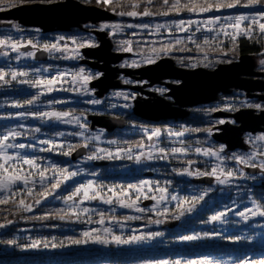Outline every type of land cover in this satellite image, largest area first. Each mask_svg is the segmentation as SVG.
<instances>
[{
    "label": "rangeland",
    "instance_id": "rangeland-1",
    "mask_svg": "<svg viewBox=\"0 0 264 264\" xmlns=\"http://www.w3.org/2000/svg\"><path fill=\"white\" fill-rule=\"evenodd\" d=\"M65 0H59L51 3L61 2ZM76 1V0H75ZM12 2V1H10ZM14 3V2H13ZM51 3H41V4H51ZM35 4V3H31ZM20 5H29V4H20ZM16 5V6H20ZM15 6V7H16ZM0 7H4L5 10L11 9L6 8L5 5L0 4ZM14 8V7H12ZM259 7L256 8H234V9H226L220 12H207V13H189L186 15H181L177 18L169 17V16H157L152 15L148 17L137 16V17H130V16H119L115 12L112 13V19L110 20H101L98 22H91L87 21L81 24V32H77L80 26H76L71 28L76 29L74 31L62 32L57 29L58 34H50V33H42V29L26 27L24 24L20 23L16 20H5L0 19V31H4V34L1 39H6L9 36L15 41L20 40L25 45L27 44L28 40H32L33 43L38 44V48H20V52H12L8 48H0V69H3L6 72H10L11 70L16 71H27L29 72V77L27 79H35L45 78L51 79L54 76L65 73L66 75L63 78V82L56 85V90L52 92L44 91L43 95H40L38 101L35 102L33 105H27L25 103L26 96L31 95V99H33L41 90L31 87L29 84H21L18 81L21 79H26L25 77H18L17 81H11L9 84H4L0 82V122L3 123L2 127H5L4 131L0 130V136L3 134L15 130L22 133L21 136L16 137L14 139L10 138L8 143L13 144H25L31 145L32 147H26L25 149H17L12 148L8 150L10 155H14L19 153L20 156L26 158H35V155L38 153H48V154H61L62 151H67L72 145V136L77 137L83 141V144L80 147H84L83 145L87 142L88 146L86 148V152L83 156L79 157L78 160L74 161V170L78 172V175L72 179L64 181V183L72 182L80 177L85 178L83 180V184H86L88 181H92L94 184L93 191L100 193L101 198L96 200H83V196L76 198L75 207L77 210L82 208H88L90 211L87 214L80 213L81 217H85L88 219V225L82 230V233L85 231H92L93 235L99 234L102 238H106L111 240V236H121L122 238H128L131 235L135 234L137 236L147 235L152 232H160L163 235L150 238L146 240H141L140 242H133L131 244H120L117 245L114 242H110L108 244H98L92 243L91 240L87 244L81 245H66L65 247H56L52 248L49 246L48 248L40 247V248H30L28 245L31 244L33 240H44L40 238H35L34 234H24V237L21 234H18L16 237L19 238L20 236L24 239H21L20 242L16 240L15 244H8L6 246L7 249L14 247H19L23 251H31V252H40L46 255L52 254L55 252H72L74 255H88L94 254L97 252H110V251H119V250H126V251H141V250H153V249H170L174 247H197V246H204L207 244H212L214 242L219 241L220 237L226 236L231 232H238L235 238L238 241H242L247 244H264V217L256 215V216H249V219L244 220L242 217L239 216L241 211H246L248 208H255L258 204L254 197L250 196V189H247L245 186L248 184L256 185L263 181L264 171H261L259 167H247L243 164L237 163L233 156H248L253 151L257 149L264 148V142H257L256 148L253 147V144L250 142L249 137H258L260 135H264V133H243L244 142L247 143V147L245 150L250 151L249 153H244L242 151H229V147L225 144H222L215 141L213 139V135L218 132V129H215L214 126H221L222 124L219 123L220 120L227 121L229 123L235 124L234 120L215 117L214 114L219 110H230L231 112L235 111L238 108H247L249 105H254L253 100H251L254 96L248 95V93L255 92H264V91H245L232 88L225 94V98H222L220 101L216 102H208L204 104L195 105L193 107L187 108V111H194V108H197V111L203 112L204 109L206 112L205 115L210 116L209 120L204 121L205 124H210L209 128L212 129V133L209 134L207 131H204V134L209 138V140H204L205 142L202 144H198V146H190L185 145L184 139L188 135L189 131L185 132L183 136H176V135H169V132L172 133L183 131L184 129L178 128L175 123L173 126L169 125V123L165 126H158V123H153L157 121L149 120L150 125H143L134 118L139 119L134 112L135 103L137 101H144V100H152L156 95L165 98L171 102L175 100L170 98L165 94L168 89L164 87L160 82L152 83L149 79H142L136 80L135 78L137 74H123L118 73L116 76V81L120 82L122 85L126 84L128 86H122L121 88H110L107 92L103 95L98 96L97 91L99 90L98 87H95L92 83L94 80L104 76L102 70L98 69L92 63V65L88 64V61L91 62H98L97 60L89 59L83 53V49L80 48L77 51H73L77 49V45L79 43H92L96 45L95 47L99 46V39L96 36L95 31H104L107 34V37L111 40V38L115 35L123 36L125 39L121 40V44L130 46L133 48V41L131 39L126 38L127 33L130 30H135L137 32H146L148 34H156L162 35L165 39H169L170 36H175L177 39H186V40H193L196 37H201L203 39L209 40H216V39H223L227 40L230 39V36H225L221 33L219 36L216 35L215 32H208L206 27L204 26L203 22L213 17H223L226 15H240V14H249L255 15L257 12L262 11ZM3 11V10H2ZM184 20H192V21H199L200 27L197 30V25L194 23L190 27H187V30H181L176 27V23ZM264 22V21H262ZM223 19H221L219 25H214L217 29L224 25ZM248 22L246 21L245 24ZM108 24V25H120L121 27L115 29V34H113V29L108 28L105 30H100V26ZM143 25L147 24V28H140V27H132L129 28L127 25ZM164 25L159 30L156 29V25ZM14 25L19 26V30H17ZM52 31V30H48ZM45 31V32H48ZM227 31L231 34L232 29H227ZM29 33V36L27 35ZM32 35V36H30ZM6 36V37H5ZM60 37H64V40H60ZM241 37V36H239ZM133 39V38H132ZM76 40L77 44H73L72 41ZM112 42V41H111ZM51 44V43H59L62 48H65L64 52H57L53 51L51 53L44 51L42 46L43 44ZM31 46V45H27ZM43 50L44 54L48 58L46 61H37L33 57L27 56L28 52H34L36 50ZM7 51L9 54L4 56L2 53ZM112 51L119 52V53H126L127 55L121 59V61L116 65L122 69H130L135 70L142 67H145L150 64L154 63H147V59H155V63L160 60L161 58H169V52L156 50V51H147V52H135V51H119L114 50V46L112 44ZM20 53H24V55H20ZM64 56L69 58L65 59ZM225 56V54H224ZM223 56H219L216 54L208 55L204 54L198 58L197 56L189 57L186 59V62L182 63H175L176 66L184 68V69H195L199 67H203L208 70L215 69L220 64H229L237 60L226 61L222 62ZM248 59L251 61V67L255 72H260L262 75L259 76H247L248 84L254 87H260L262 85L260 81L264 80V65H261L260 61L264 59V56H249ZM135 61L138 66L132 67V62ZM98 65V64H97ZM39 69V72L35 71ZM80 69H83L85 74L91 75L94 78L90 80L87 84L84 85L83 89H81L80 84L73 80L72 73L79 72ZM6 79L10 80V77H6ZM169 84H179L181 81L178 80H171L166 79ZM125 81H129L125 83ZM162 82V80H160ZM166 82V81H165ZM132 85V86H131ZM151 85V86H150ZM87 91L89 94L85 95L84 91ZM145 92V93H144ZM150 92H154L150 94ZM253 94V95H254ZM128 97V99H125ZM221 98V97H220ZM249 98V99H248ZM92 99H99L102 101L99 105H92L90 103H85V101H89ZM54 101H62L61 103H54ZM24 104V107H15V104ZM84 105L85 108L84 112L82 111H73L71 110H61V108L65 105ZM218 104V105H217ZM127 105V107H125ZM199 106V107H198ZM224 107V108H223ZM253 108V107H251ZM200 109H203L201 111ZM226 109V110H225ZM251 110V109H250ZM43 111H59V112H70L76 116H80L82 118L81 122L86 125V128H80L76 123H60L55 120H48L47 118L39 119L32 115H24L21 116V113H33V112H43ZM197 111H195L196 114ZM237 112V111H236ZM255 114H259L260 112L255 111ZM190 113L186 117L183 118H175L174 120H185L184 118H188ZM254 114V112H253ZM90 115H107L110 117H114L117 119H121L125 122L126 132L132 133H142L145 134L147 139L149 136H152V139H148L147 143L141 145H134V146H127L126 144L122 145L123 140L119 137H110L109 134L112 132H108L105 128L101 127H91V121L89 120ZM146 120V119H145ZM148 121V120H147ZM173 121V120H170ZM213 123V124H212ZM37 124V126H35ZM225 124V123H224ZM185 125V129H187V124ZM213 125V128H212ZM39 126H45L46 128L49 127V130L59 129L58 133L50 134L45 130H42ZM128 126V127H127ZM7 127V128H6ZM39 128L40 131L36 132L34 129ZM124 128H120L124 129ZM32 129V130H31ZM156 129L161 130V135L156 137L153 135ZM189 129V128H188ZM208 129V128H207ZM118 130V129H115ZM114 130V131H115ZM83 132L84 135L80 136L77 133ZM250 132V131H248ZM63 133V135H60ZM99 136V140L93 139V137ZM41 140H49L54 141L57 145H63V149H54L53 151H40L41 148H48L51 145L41 144ZM211 140V141H210ZM109 141H116L117 143L112 144ZM178 144L179 148L185 149L184 153H175L173 154L171 150ZM249 145V146H248ZM78 147V148H80ZM223 147L224 151L220 152L219 155L221 159H217L215 156H204L203 150L212 149L213 151L218 150L219 148ZM76 148V149H78ZM165 149L167 153L164 158L161 157V153L159 149ZM201 149L200 153L196 152V149ZM75 149V150H76ZM100 149H105L107 151H111L113 155L120 150V158H109L106 155V152H100ZM131 149V152L128 151ZM228 149V150H227ZM239 149V148H237ZM74 150V151H75ZM73 151V152H74ZM247 151V152H248ZM72 152V153H73ZM141 152L145 154H151L152 159L147 160L144 157L141 158V163H136L134 159H128L129 155L135 157L139 155ZM96 154L103 158L95 159V160H88L87 157L89 155ZM71 155V154H70ZM69 155V157H70ZM180 156L182 157L183 169L181 171L176 172L174 175L179 184L176 187L173 185L172 181L174 178L173 176H169L167 173H163L161 170L160 165L168 164L169 156ZM195 155L202 157L201 168H198L195 164H189V160H186L188 156ZM264 156V155H262ZM260 155L257 156L254 163L259 164L261 161H264V157ZM184 158V159H183ZM51 160L44 161L45 164L39 163L37 161V165L40 168H44L45 165H49ZM118 162H128V164L118 167L121 173H128L131 175H139L142 177L139 181V184L142 181H152L151 185H145L143 187V195L139 201H137V206L144 208L145 212L152 213L156 215L158 218L156 220H161L160 224H149L147 226H138L133 224V218L140 215V212H136L135 208H124L120 206L119 200L117 196H120V190L117 188H113L111 186H100L98 182V173L95 175L89 173V169L86 168L88 165H99L106 164V166L116 164ZM219 165L220 168H223L225 172L229 170L236 171L237 173H244V177L236 178L233 177L229 180L226 184H220L218 181L215 180L214 177L210 175H196L197 171L204 173V172H211L212 168L217 167ZM25 171L29 170L28 165H20ZM108 166L109 168H111ZM113 169L115 167H112ZM252 168V169H251ZM118 169V170H119ZM254 169V170H253ZM187 170L193 173V175L181 174L182 171ZM34 172L33 179L39 180L38 174L36 173L35 169H32ZM90 174V175H89ZM46 177L50 179H45L44 184L48 181H51L58 177V174H54V172L50 171L46 173ZM223 178V177H222ZM201 180V181H200ZM196 182V183H195ZM166 187L167 192L164 193V200H161V193L157 190V187ZM29 187L35 188L40 187L39 183L35 185H29ZM16 188L20 189V195L13 196V197H20L21 195H27L26 190L23 188L22 185H16ZM247 190H246V189ZM109 189H114L116 195L113 192H110ZM15 190V189H14ZM132 199H135L136 191L134 189L127 190ZM207 193L204 195V193ZM91 194V193H90ZM8 195L7 193H0V196ZM203 195V199L199 202L193 204L191 201L188 204H182L185 197H193V196H201ZM145 196H155L156 199H145ZM172 196H177L178 200H172ZM50 198V197H49ZM47 198V199H49ZM103 199H112V204H105L103 203ZM120 199H123L126 203H130L131 201L124 196H120ZM83 200V203L80 201ZM64 201V199H62ZM145 201H150L149 204L144 205ZM44 202V200L42 201ZM72 201H69L67 205H72ZM178 203L182 204V207L187 209L191 208V211H185V214L180 217V219L174 218V213L178 215L176 206ZM164 208L168 209V212L164 216H160L159 212L163 211ZM33 209V208H32ZM106 210L108 212H119L123 211L128 214L127 219H107L105 218V223L103 225L99 224L98 221L100 219L99 213L100 210ZM220 212H224L225 215L222 217V221H212L211 217L213 215H217ZM206 215L208 214V224L205 230L195 231L193 233L185 234V235H198L201 238L193 241H183L181 237L185 236L183 234H174L171 233L168 224L174 225V228H179L183 223H185L190 217L196 216L197 214ZM95 217H98L95 219ZM120 221V223H116V221ZM244 227L245 231L239 232L240 228ZM66 228H69L66 226ZM110 228L111 234L105 235L104 229ZM5 228H0V232ZM240 233V234H239ZM16 238V239H17ZM49 241V244L52 242H60L58 239L53 241L52 239H45ZM21 243V244H20ZM249 251V250H248ZM235 252V251H232ZM253 257V253H245L243 250L236 251L235 254L230 252L224 253H217V254H203L196 253V256H177L174 260L172 259H139V260H129V262H122V263H114V264H158L159 261H168L169 264H174V261L180 260L181 264H186L188 260H201V259H209L213 262V264H242L244 260H250ZM53 262V261H52ZM54 263H57L54 261ZM34 264V263H29Z\"/></svg>",
    "mask_w": 264,
    "mask_h": 264
},
{
    "label": "trees",
    "instance_id": "trees-1",
    "mask_svg": "<svg viewBox=\"0 0 264 264\" xmlns=\"http://www.w3.org/2000/svg\"><path fill=\"white\" fill-rule=\"evenodd\" d=\"M14 2L16 5L20 4H31V3H51L59 0H10ZM78 2H81L86 5H93L98 6L103 9H106L110 12H119L121 10H131L128 0H122L123 7H115V10H113V7L110 5H103L97 4V0H76ZM171 3L172 0H169ZM183 3L184 0H181ZM145 7H148L146 3H141L140 8L138 11H143ZM240 8V7H238ZM157 9L163 10L161 7V0H154L153 5L151 6V10L153 13L157 11ZM226 10V9H225ZM189 14L187 11H182L180 14L171 13L168 15L169 17L177 18L181 15ZM159 16V15H157ZM256 27V26H254ZM37 28V27H36ZM82 27H79L77 32H81L80 29ZM40 29V28H37ZM76 30L75 28L71 31ZM42 33H50V34H58L56 30L45 32L41 30ZM128 39H131L133 41V48L132 50L135 52H147L151 51L153 49L155 50H161L165 47H168L171 45V50L167 51L169 52L170 58L175 63H182L186 62V59L189 57H194L198 55V58L201 57L204 54L208 55H219L223 56L222 62L226 61H232L237 60L241 58L242 56H264V40L259 39V33L258 30L256 32L257 39L255 40H249L245 38L244 36L238 37L235 44L231 41V39L223 40V39H216L214 43H210L208 45L203 44V38L196 37L193 40H186V39H177L174 35L170 36L169 39H165L162 35H156V34H148L146 32H137L135 30H130L127 33ZM5 35L4 31H0V39L2 36ZM29 36V33L27 34ZM32 36V35H30ZM6 37V36H5ZM133 38V39H132ZM125 39V37H121L119 35H115L111 38L112 44L114 46V50L124 51V48L126 45L121 44V40ZM177 41H180V43H177ZM27 48H32L31 46H26ZM23 47V48H26ZM234 49V50H233ZM117 52V51H116ZM225 54V56H224ZM26 100L31 99V95L26 96ZM199 107V106H198ZM85 106L84 105H77V104H71V105H65L61 108V110H73V111H82L84 112ZM203 111V109H200ZM195 111H197V108H194V111L190 113L189 117L185 120H173L170 121L171 123H175L178 128L185 129V125L187 124V127L189 128V133L184 139L185 145L190 146H198V144L204 143L206 140H209V138L204 134V131L209 128L211 125L205 124L204 121L209 120L210 116L205 115L206 112L205 109L203 112H198L199 114H196ZM134 120L143 123V125H150L152 123L136 119ZM169 122H160L158 123V126H165ZM173 124V125H175ZM3 123L0 122V130L4 131L5 127H2ZM169 125L173 126L169 123ZM210 125V126H209ZM37 126V124L35 125ZM42 128V130H45L46 132H49L50 134H56L58 133L59 129H53L49 130V127L45 126H39ZM128 127V126H127ZM7 128V127H6ZM187 128V129H188ZM127 128L124 129H118L113 131L109 134L110 137H119L123 140L122 145L126 144L127 146H136L141 145L144 143H147L148 139L145 134L142 133H132V132H126ZM32 130V129H31ZM205 138V139H204ZM72 139V152L80 147L83 144V141L81 139H78L77 137L70 138ZM205 141H204V140ZM211 141V140H210ZM180 145L176 144L175 147H178ZM228 150V149H227ZM71 157V155H70ZM62 154H48V153H38L35 155V159L42 164H45L44 161L51 160L49 165H45L44 168L49 169L48 172L52 171V168H67L69 171L74 170V161L71 160V158ZM184 159V158H183ZM169 163L168 164H162L160 165L161 170L163 173H167L169 176L176 175V172L181 171L183 169L182 163V157L180 156H169L168 157ZM186 160H189L192 162V164L197 165L198 168H201L202 166H199L201 164L200 161H202V157L191 155L186 158ZM128 164V162H118L116 164H113L109 168L106 166V164L99 165H88L86 166L87 169H89V173H98V182L100 186H111L113 188H117L123 185L126 190L127 185L129 184H139V181L142 177L139 175H131L128 173H121L120 169L118 167H122L124 165ZM112 167H115L114 169ZM119 169V170H118ZM58 174V173H57ZM90 175V174H89ZM177 176V175H176ZM58 177L55 179H59ZM85 178H78L72 182L69 183H61L60 187L56 190H54L53 194L48 196L49 199H41L40 204L35 203V193L41 191V187L35 188L33 191V196L28 195H21L20 197H13L11 196L9 199V203L7 204H0V224L5 225L2 228H5L0 232V241H8V240H18L20 242L21 239H23L21 236L24 237V234H34L35 238L40 239H52L55 237V239H58L60 242H64L65 245H67V241L69 238L71 239H83V233L82 230L85 228L86 225H88V219L85 217H79L77 219L76 217L68 218V216L65 217V219H60L57 216V213L60 212L61 209L68 210L69 205L65 204L62 199H64L67 195L71 194L72 191L75 190L76 187H78L80 184H83V180ZM173 185L176 187L178 186L179 182L176 180L178 178H172ZM54 182V179L51 181H48L45 183V185H50V183ZM196 183V182H195ZM247 189H250V196L254 197V199L257 201L258 204L264 205V182H260L256 185L248 184L245 186ZM245 188V189H246ZM246 189V190H247ZM4 196H0V199H2ZM24 199L26 204L32 205V211H22L19 207V200ZM44 200V202H42ZM103 212L105 215V218L112 219V217H115L117 219H127L128 214L123 211L119 212H108L106 210H100V213ZM63 214V213H61ZM138 219H133V224H136L138 226H147L149 225L150 220H156L158 217L152 213L149 212H143L140 215L137 216ZM98 217H95L97 219ZM208 214L202 215L197 214L196 216L190 217L185 223H183L179 228H169L171 233L174 234H189L193 233L195 231L199 230H205L207 228L208 224ZM8 221H12V223H8ZM171 223L168 224L169 227ZM68 226L69 228H66ZM240 228V227H238ZM240 233L242 231H245V228L242 227L239 229ZM238 232H231L230 234L220 237L219 241L214 242L212 244H207L204 246H197V247H174L170 249H153V250H141V251H126V250H119V251H110V252H97L94 254H88V255H74L72 252H55L49 255L40 253V252H31V251H23L19 247H14L13 249L9 248L7 249L6 246L8 244L6 243H0V264H114V263H122V262H129V260H139V259H172L174 260L177 256H196V253L203 254H217V253H226L230 252L232 254H235L236 251L243 250L245 253H253V257H251V260H258V259H264V244L259 243H252L247 244L242 241H238L234 235H236ZM239 233V234H240ZM18 234H21L19 238L16 236ZM17 238V239H16ZM24 240V239H23ZM21 244V243H20ZM249 250V251H248ZM235 251V252H232ZM53 261V262H52ZM56 261L57 263H54Z\"/></svg>",
    "mask_w": 264,
    "mask_h": 264
},
{
    "label": "snow or ice",
    "instance_id": "snow-or-ice-1",
    "mask_svg": "<svg viewBox=\"0 0 264 264\" xmlns=\"http://www.w3.org/2000/svg\"><path fill=\"white\" fill-rule=\"evenodd\" d=\"M23 2V0H22ZM43 2V0H41ZM129 6L131 10H121L117 12L116 14L119 16H130V17H137V16H143L148 17L152 15H160V16H168L171 13L180 14L182 11H187L189 13H207V12H220L225 9H234L237 7L240 8H256L259 7L261 9H264V0H184L182 3L181 0H172L170 3L169 0H161V7L163 10L157 9L155 13L151 10V6L154 3V0H128ZM141 3H146L148 7H145L143 11H138L140 8ZM0 4L5 5L6 8H12L15 7L16 4L13 2H10V0H0ZM97 4H103V5H110L113 7V10H115V7H123L122 0H97ZM5 10L4 7H0V11ZM221 19L225 22L224 25L220 28L214 27V25H219ZM248 22L245 24V22ZM264 10L257 12L255 15H249V14H240V15H226L223 17H213L212 19L206 20L203 22L204 26L206 27V30L208 32H215L217 36H219L221 33H223L225 36H230L231 41L235 44L237 38L239 36H244L245 38L249 40H255L257 39L256 32L258 30L259 33V39L264 40ZM197 25V30H199L200 22L199 21H184L181 20L176 23V27L181 30H187V27H190L192 24ZM187 26V27H186ZM256 26V27H254ZM14 27L19 30L18 25H14ZM121 27L120 25H108L104 24L100 26V30H105L108 28L113 29V34H115V29ZM127 27H140V28H147V24L143 25H127ZM161 27H164V25H156V29L159 30ZM227 29H232V33L230 34ZM60 40H64V37H60ZM73 44H77L76 40L72 41ZM177 43H180V41H177ZM210 43H214V41L209 39H204L203 44L208 45ZM27 45H31L32 48H38V44L33 43L32 40H28L27 44L25 45L20 40H13L10 36L6 39H0V48H8L12 52H20L21 47H26ZM96 45L92 43H79L77 45V49H74L73 51H77L80 48L84 47H95ZM44 51H47L49 53L53 52L54 50L57 52H64L65 48H62L59 43H51V44H43L42 46ZM171 45L168 47H165L161 49V51H170ZM234 50V49H233ZM124 51L131 52L132 48L130 46H127L124 48ZM153 51H156L153 49ZM4 56H7L9 53L7 51L2 53ZM78 54V51H77ZM20 55H24V53H20ZM27 56L29 57H35L34 52H28ZM63 58L67 59L69 57L64 56ZM147 63H155V59H147ZM261 65H264V59L260 61ZM132 67H137L138 64L133 61L131 64ZM35 71L39 72V69H36ZM66 74L60 73L56 76H54L51 79H45V78H35V79H27L29 77V72L27 71H16L11 70L10 72H6L3 69H0V82H3L4 84H9L11 81H17L18 77H25L26 79H21L18 82L21 84H29L31 87L40 89L41 91L33 98L27 100L25 103L27 105H33L36 101L39 100L40 95L44 94V91L52 92L56 90V85L63 82V78ZM6 77H10L9 79H6ZM72 78L74 81L80 84L81 89H83L84 85L87 84L90 80L97 78L93 77L91 75L85 74L83 69H80L79 72L72 73ZM129 81H125V83H128ZM85 95H88L89 93L85 90ZM125 99H128V97H125ZM62 101H54V103H61ZM85 103H90L92 105H99L102 103L99 99H92L89 101H85ZM15 107H24V104H15ZM127 107V105H125ZM249 107H256L257 109L264 110L261 105H249ZM21 116L24 115H32L39 119L47 118L48 120H55L60 123H76L79 125L80 128H86V125L81 122L82 118L80 116H76L73 113L70 112H59V111H43V112H33V113H21ZM226 121L220 120V124H224ZM34 131L39 132L40 129L36 128ZM189 131V129H184L183 131L172 133L169 132V135H176V136H183L185 132ZM205 131H207L209 134L212 133V129L208 128ZM22 133L19 131H9L2 136H0V193H7L8 195H5L2 199H0V204H7L9 203V199L11 196H17L20 195V189L16 188V185H22L23 188L26 190V193L28 196H33V188L29 187V185H35L36 183L40 184L41 191L35 193V203L38 205L41 203V199H46L48 196L52 195L54 190L58 189L64 181H67L69 179H72L78 175V172L76 171H69L67 168H55L53 167L52 170L54 174H59V179H54V182L50 183V185H45L44 181L45 179H50L46 177V173L49 171V169L46 168H40L37 165V160L35 158H26L23 156H20L19 153H16L14 155H10L8 153L9 149L17 148V149H25L26 147H32L31 145H25L23 143L21 144H13L8 143L9 139L16 138L21 136ZM60 135H63V133H60ZM77 135L83 136L84 133L80 132L77 133ZM156 137H159L161 135V130L156 129L153 133ZM99 136L93 137L95 140H99ZM148 139H152V136H149ZM250 142L253 144V147L256 148L257 142H264V135H260L258 137H249ZM41 144H47L51 145L48 148H41L40 151H53L54 149H63V145H57L54 141L49 140H41ZM109 143L115 144L116 141H109ZM84 147H87L88 144L85 142L83 145ZM72 148L70 147L67 151H62L61 154L68 156L71 154ZM100 152H106L107 157L109 158H120V150H117L115 155L111 151H107L105 149H100ZM129 152H131V149H128ZM224 148L221 147L216 151H213L212 149L203 150L204 156H215L218 160L221 159L219 153L223 152ZM159 152L161 153L160 158H164V156L167 155L165 152V149L161 148L159 149ZM173 154L175 153H184L185 149L183 148H173L171 150ZM197 153L201 152V149H196ZM258 155H264V148L257 149L256 151H253L248 156H233L232 159H234L237 163L243 164L247 167H259L261 171H264V161H261L259 164L254 163ZM144 157L147 160L152 159V155L145 154L141 152L139 155H136L133 157L132 155L128 156V159H134L136 163H141V158ZM103 158L101 156H98L96 154L89 155L87 157L88 160H95ZM189 164L192 162L189 161ZM20 165H28L29 170L25 171ZM32 169L36 170L35 174H38L39 180L33 179L34 172ZM96 173H93L95 175ZM181 174H187V175H193L192 172L184 170L181 172ZM196 175H210L215 178L216 181H218L220 184H226L229 182V180L233 177L241 178L244 177V173H237L236 171L229 170L225 172L223 168H220L219 165L217 167L212 168L211 172H204L201 173L197 171L195 173ZM223 177V178H222ZM152 181H142L140 184H129L127 185V189L131 190L134 189L136 191L135 199H132L129 192L125 189L123 185L118 186L120 189V196L127 197L131 202L126 203L123 199H120V196H117V199L119 200L120 206L124 208H135L136 212L143 213L145 212L144 208H141L137 206V201L140 200L141 195H143V187L145 185H151ZM15 189V190H14ZM94 184L92 181H88L86 184H80L78 187L75 188L74 191L71 192V194L67 195L64 198L65 204H67L69 201H72V205H70L68 210L61 209L59 213H57V216L60 219H65L66 216L68 218L76 217L79 219L80 213L87 214L89 213L88 208H82L77 210L75 207L76 198L83 196V200H96L100 199L101 195L98 192L93 191ZM157 190L162 194L161 200H164V193L167 192L166 187H157ZM110 192H113L114 195H116L114 189H109ZM91 193V194H90ZM207 193L205 192L204 195ZM145 199H156L155 196H145ZM172 200H178L177 196H172ZM203 199V195L201 196H193V197H185L182 204H188L190 201L191 203L195 204ZM83 200L80 202L83 203ZM103 203L105 204H112V199H103ZM181 203H178L176 206L177 212L179 213L176 215L175 213L174 218L180 219L181 216L185 214V211H191V208H183ZM19 207L22 211L31 212L32 211V205L26 204L24 199L19 200ZM168 212L167 208H164L163 211L159 212L160 216H164ZM63 213V214H61ZM225 215L224 212H220L217 215H213L211 217L212 221H222V217ZM262 216L264 217V205L257 204L256 207L248 208L246 211H241L239 213V216L242 217L244 220L249 219V216ZM100 219L98 221L99 224L103 225L105 223V215L103 212L99 213ZM113 220H115V217H112ZM133 219H138V217H134ZM161 220H150V224H160ZM8 223H12V221H8ZM116 223H120V221H116ZM5 225L0 224V228L4 227ZM110 228L104 229V234L109 235L111 234ZM163 234L160 232H152L147 235L143 236H137L135 234L131 235L128 238H122L121 236L113 235L111 236V240L102 238L99 234L93 235L92 231H85L83 233V239H71L67 241V245H81V244H87L89 240H91L92 243H98V244H108L110 242H114L117 245L120 244H131L133 242H140L141 240H146L150 238H156L159 236H162ZM201 237L198 235H185L181 237L183 241H193L200 239ZM53 241H55V237L52 238ZM0 243H6V244H15L16 241L14 240H8V241H0ZM48 248L51 246L52 248L56 247H65L64 242H52L49 244V241L47 240H33L28 247L30 248H40V247ZM158 264H169L168 261H159ZM174 264H181L180 260L174 261ZM186 264H213V262L207 258L201 259V260H188L186 261ZM242 264H264V259H258V260H244Z\"/></svg>",
    "mask_w": 264,
    "mask_h": 264
},
{
    "label": "water",
    "instance_id": "water-1",
    "mask_svg": "<svg viewBox=\"0 0 264 264\" xmlns=\"http://www.w3.org/2000/svg\"><path fill=\"white\" fill-rule=\"evenodd\" d=\"M0 19L16 20L27 27H40L43 31L53 29L68 31L76 26L81 27V24L87 21L95 23L101 20H110L112 13L98 6L86 5L75 0H65L51 4L35 3L16 6L0 11ZM95 34L98 36L99 46L86 47L83 49V53L89 59L101 62L88 61L89 65L93 63L92 66H96L104 73V76L92 83L99 89L98 96L103 95L110 88L124 86L115 80L118 73L137 74L139 78L149 79L152 83L161 82L160 80L163 79L181 81L179 84L168 85L169 92L166 96L173 98L174 102L160 96H155L150 101H137L134 112L142 119L158 121L186 117L188 115L187 108L214 101L220 92H229L232 88L245 91H264V80L260 81L262 82L260 87L248 84L247 76L262 75L252 69L249 56H242L239 61L229 64H220L214 70L203 67L184 69L176 66L171 58H161L154 64L135 70L120 69L115 65L127 54L112 51V42L106 32L95 31ZM35 56L39 60L47 58L43 51H38ZM262 99L264 100V96ZM214 116L233 117L239 123L238 126L225 123L219 127L220 132L213 135L215 140L227 145L232 150L246 149L243 133L261 131L264 126V111L259 114H253L252 110H239L233 114L216 112ZM89 120L92 128L101 127L108 132L125 127L123 120L107 115H90ZM85 153L86 148L80 147L71 154V160H77ZM149 203L150 201H145L144 205Z\"/></svg>",
    "mask_w": 264,
    "mask_h": 264
},
{
    "label": "flooded vegetation",
    "instance_id": "flooded-vegetation-1",
    "mask_svg": "<svg viewBox=\"0 0 264 264\" xmlns=\"http://www.w3.org/2000/svg\"><path fill=\"white\" fill-rule=\"evenodd\" d=\"M32 48H29V50H31ZM23 50H25V48H23ZM40 50V49H39ZM38 52V50H36L35 51V55H36V53ZM48 59V58H47ZM135 78H138L136 81L137 82H139L138 80H140V78H139V76L137 75V76H135ZM140 81H142V80H140ZM166 81V82H165ZM160 84H162L164 87H166V89H168V85H169V83H168V81L166 80V79H163L162 80V82H160ZM125 86H128V85H126V84H124ZM132 86V85H131ZM151 86V85H150ZM240 90V89H239ZM168 92V90L165 92V94ZM145 93V92H144ZM150 94H155L154 92L152 93V92H150ZM225 94L226 93H219L218 94V96H217V98L213 101V102H218V101H220L222 98H225ZM254 93H248L247 92V96L246 97H248V95H250V96H254L251 100H253V103H254V105H257V104H259V105H261L262 106V108H264V100L262 99V97L264 96V92H255V94L253 95ZM155 96V95H154ZM156 96H158V95H156ZM221 97V98H220ZM249 99V98H248ZM218 105V104H217ZM224 108V107H223ZM252 110V112H254V114L256 113L255 111H257V112H262V111H264V110H261V109H257L256 107H253V108H251V107H247V108H244V107H242V108H238L236 111H239V110ZM226 110V109H225ZM235 111V112H236ZM219 112H223V113H227V114H233L234 113V111H230V110H226V111H223V110H219ZM189 113H191V111L189 110ZM184 119H186V118H184ZM227 119H232V118H227ZM233 120V119H232ZM160 122H163V121H157V122H153V123H160ZM165 122H170V121H165ZM227 122V121H226ZM229 123V122H228ZM213 124V123H212ZM219 125L217 126H214V128L215 129H218L219 130ZM212 128H213V125H212ZM262 129L263 130H261V131H257V132H244V134L245 133H264V126H262ZM244 139V138H243ZM247 144V143H246ZM249 146V145H248ZM264 147V146H263ZM249 148H251L250 146H249ZM249 148H248V150H249ZM242 151V152H244V153H249L250 151H248V150H245V149H234V150H229V151ZM248 151V152H247ZM260 156H262V155H260ZM262 157H264V156H262ZM252 169V168H251ZM254 170V169H253ZM263 179H264V177H263ZM261 182H264V180L263 181H261Z\"/></svg>",
    "mask_w": 264,
    "mask_h": 264
},
{
    "label": "bare ground",
    "instance_id": "bare-ground-1",
    "mask_svg": "<svg viewBox=\"0 0 264 264\" xmlns=\"http://www.w3.org/2000/svg\"><path fill=\"white\" fill-rule=\"evenodd\" d=\"M62 32H65V31H62ZM224 93H227V91H225ZM229 118H232V119L234 120V122H235V124H233V123H230V124H232V125H236V126L239 125V123L236 122L235 118H233V117H229ZM225 123H228V122H225ZM86 153H87V152H86Z\"/></svg>",
    "mask_w": 264,
    "mask_h": 264
}]
</instances>
